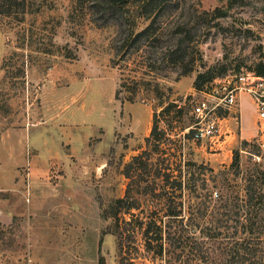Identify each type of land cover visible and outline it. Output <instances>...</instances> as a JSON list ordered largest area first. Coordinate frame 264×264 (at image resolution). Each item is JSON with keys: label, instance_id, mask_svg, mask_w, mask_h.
Returning <instances> with one entry per match:
<instances>
[{"label": "rangeland", "instance_id": "obj_1", "mask_svg": "<svg viewBox=\"0 0 264 264\" xmlns=\"http://www.w3.org/2000/svg\"><path fill=\"white\" fill-rule=\"evenodd\" d=\"M2 1L0 145L9 132L1 157L5 168L17 163L18 174L0 171L9 180L0 181V264H35L45 253L48 264H264V203L254 219L257 208L245 202L253 189L264 195L256 103L245 92L233 109L226 125L236 131L223 162L209 160L211 144L186 132L207 90L208 82L194 87L199 73L222 77L264 62V0H181L187 9L164 19L190 28L193 71L158 62L149 75L133 53L119 98L120 33L94 22L92 0H26L25 12L11 14L1 12ZM128 8L135 30L144 28L137 4ZM131 77L145 79L133 102ZM155 113L170 140L148 170L128 177L126 165L148 148Z\"/></svg>", "mask_w": 264, "mask_h": 264}, {"label": "trees", "instance_id": "obj_2", "mask_svg": "<svg viewBox=\"0 0 264 264\" xmlns=\"http://www.w3.org/2000/svg\"><path fill=\"white\" fill-rule=\"evenodd\" d=\"M130 3H136L138 15L145 17L149 21L148 24L139 31L135 30L136 23L128 8ZM26 6V0L20 2L18 0H3L1 2V7H3L1 12L4 14H11L16 7H21L23 12H25ZM90 8L94 14L93 20L98 26L114 24L118 28V33H120L119 41L115 45V54L116 57L120 56V61H113L115 64L114 66H119L122 74L119 89L116 91V98H119L122 89L127 86V79L124 77V74L125 70H133L129 63L130 55L133 53L141 55L142 67L147 72L144 73L149 75H151L154 68H157L155 64L158 62L164 63V65L170 61L173 62L176 68L182 69V75H187L193 71L196 59H193L195 46L192 45L193 37L190 28H187L186 23L175 21L168 22L164 19L174 11L187 9L186 4L182 3L181 0H92ZM213 12H219L218 14L224 13L221 8H217ZM164 37L169 40L166 45L161 47L158 51L150 50L153 42ZM7 63L5 59L4 64ZM20 71L21 75L24 76L25 70L23 67L20 68ZM255 71L257 74L264 76V62L259 63ZM213 78V75L199 73L194 82V87L199 89L204 83L213 81L215 79ZM131 80L135 83V87L133 91H131L133 95H131L128 100L133 102L139 91L141 82L145 81V79L131 77ZM149 82L151 84L152 81ZM154 90L157 95L161 93L158 83H155ZM170 106L177 105L171 103L164 107L163 111ZM159 116V114H154L151 132L145 139L148 148L134 155L131 161L126 165V175L128 177H130L134 170L140 168L148 170L152 165L153 153L158 152V150H163V145L170 140L171 133H168L160 127ZM237 162L238 158H235L233 164H237ZM159 177H164L165 180H168V173L159 175ZM258 179H261L264 185V170L259 173ZM247 192H250V190ZM129 193V189H127L126 197H129ZM257 194V190L253 189V193H251V196L249 195L247 201H245L249 205L254 203V207L257 208L255 215L252 216L254 219L259 218V207L264 203V195L258 194L259 196H256ZM125 200H127V198H120L116 203L121 204L124 203Z\"/></svg>", "mask_w": 264, "mask_h": 264}, {"label": "built area", "instance_id": "obj_3", "mask_svg": "<svg viewBox=\"0 0 264 264\" xmlns=\"http://www.w3.org/2000/svg\"><path fill=\"white\" fill-rule=\"evenodd\" d=\"M203 98L192 107L193 121L186 128L188 137L196 142H209L220 147L227 139L222 129L225 116L231 115L239 105V96L249 93L257 105L260 119H264V76L256 71H240L217 77L206 85Z\"/></svg>", "mask_w": 264, "mask_h": 264}, {"label": "crops", "instance_id": "obj_4", "mask_svg": "<svg viewBox=\"0 0 264 264\" xmlns=\"http://www.w3.org/2000/svg\"><path fill=\"white\" fill-rule=\"evenodd\" d=\"M242 94L239 96V105L238 106H240V101H241ZM229 118L235 119L234 116H232V114H231L228 117H224L223 121H222V129H223V131L225 133H227V139H226L225 143L223 145H221L220 147L211 146V150H214L216 152H213V153L210 154L211 157H209L210 158L209 160H212V161L217 162V163L218 162H223L224 158L229 154V145H227V144L230 141V139L233 137V135H234V133L236 131V125L234 123L231 124V125L230 124L226 125V123L229 122ZM256 118H259L258 112H257ZM8 132H9V130H7L4 133V135L2 137V142H1V145H0V171H2V169L5 170L8 173V177H10V175H11L10 179H13V178H15L16 174H18L17 173V168H16L17 167V163H13L12 165H10L11 166L10 168H5V166L3 164V160H2L3 156L1 157L2 152H4L6 154L3 144H4V141H5V138H6V135L8 134ZM218 150H222V151L218 152ZM7 180L8 179H2L0 181H4V182L7 183ZM37 257L38 258H42L39 255H37ZM46 257H48L47 253H45V256H43V259H45V260L42 259V261H40L38 263H35V264H39V263L48 264L47 260H46ZM105 264H115V262H114L113 259L108 258V259H106Z\"/></svg>", "mask_w": 264, "mask_h": 264}]
</instances>
